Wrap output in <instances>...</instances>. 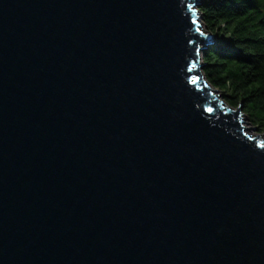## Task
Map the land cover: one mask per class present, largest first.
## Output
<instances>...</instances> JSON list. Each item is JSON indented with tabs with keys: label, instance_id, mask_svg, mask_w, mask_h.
<instances>
[{
	"label": "water",
	"instance_id": "water-1",
	"mask_svg": "<svg viewBox=\"0 0 264 264\" xmlns=\"http://www.w3.org/2000/svg\"><path fill=\"white\" fill-rule=\"evenodd\" d=\"M199 7L0 0V264H264V134Z\"/></svg>",
	"mask_w": 264,
	"mask_h": 264
},
{
	"label": "trees",
	"instance_id": "trees-1",
	"mask_svg": "<svg viewBox=\"0 0 264 264\" xmlns=\"http://www.w3.org/2000/svg\"><path fill=\"white\" fill-rule=\"evenodd\" d=\"M205 31L203 74L248 122L264 133V0H200Z\"/></svg>",
	"mask_w": 264,
	"mask_h": 264
},
{
	"label": "rangeland",
	"instance_id": "rangeland-1",
	"mask_svg": "<svg viewBox=\"0 0 264 264\" xmlns=\"http://www.w3.org/2000/svg\"><path fill=\"white\" fill-rule=\"evenodd\" d=\"M203 25V24H202ZM204 28V27H203ZM203 71V70H202ZM203 76H204V74H203ZM204 79H206L205 78V76H204ZM217 95H219V97L221 98V100H223L224 101V98H223V96L221 95V93H218ZM225 102V101H224ZM244 126L246 127V128H255V127H253L249 122H248V120L245 118V116H244ZM249 131V134L250 135H252V136H254V137H257V135H263L264 133H261L259 130H253V129H249L248 130Z\"/></svg>",
	"mask_w": 264,
	"mask_h": 264
},
{
	"label": "clouds",
	"instance_id": "clouds-1",
	"mask_svg": "<svg viewBox=\"0 0 264 264\" xmlns=\"http://www.w3.org/2000/svg\"><path fill=\"white\" fill-rule=\"evenodd\" d=\"M207 33V32H206ZM215 39H214V37H213V40H212V42L214 41ZM206 80V79H205ZM207 81V80H206Z\"/></svg>",
	"mask_w": 264,
	"mask_h": 264
},
{
	"label": "bare ground",
	"instance_id": "bare-ground-1",
	"mask_svg": "<svg viewBox=\"0 0 264 264\" xmlns=\"http://www.w3.org/2000/svg\"><path fill=\"white\" fill-rule=\"evenodd\" d=\"M252 136V135H251Z\"/></svg>",
	"mask_w": 264,
	"mask_h": 264
}]
</instances>
